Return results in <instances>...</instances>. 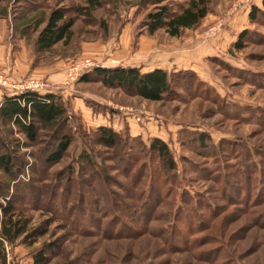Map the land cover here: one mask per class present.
<instances>
[{
	"label": "rangeland",
	"instance_id": "rangeland-1",
	"mask_svg": "<svg viewBox=\"0 0 264 264\" xmlns=\"http://www.w3.org/2000/svg\"><path fill=\"white\" fill-rule=\"evenodd\" d=\"M98 1L87 11L86 0H1L0 75L6 85L0 92L19 93L33 81L42 87L31 89L44 94L47 74L64 73L67 61L90 57L101 65L106 57L85 55L82 48L112 43L123 23L129 25L133 50L139 35L162 44L169 40L163 29L149 35L141 26L152 9L149 2ZM186 1L162 3L175 9ZM233 1L205 0L207 12L192 27L195 33L183 29L180 35L206 40L243 16V28L237 32L238 25L229 34L236 39L247 31L242 47L237 50L230 41L213 48L196 70L173 71L179 74L170 77L171 92L160 100L99 82L70 83L63 103L71 114L64 130L72 142L58 163L42 164L51 128H41L28 143L15 127L0 123V155L15 151L10 174L0 170V207L9 201L13 220L20 226L25 222L26 232L2 242L0 264H32L39 253L44 264H264V6L251 0L228 17ZM253 2L262 13L250 22ZM55 7L73 20L70 38L37 52L36 35ZM221 20L215 35L203 36ZM63 84L69 85L65 73ZM84 107L108 115L104 126L118 133L119 148L96 143L94 129L103 125L83 126ZM198 132L208 137L205 149L196 143ZM152 139L167 146L171 172L158 169L156 160L140 151ZM151 176L153 192L142 205Z\"/></svg>",
	"mask_w": 264,
	"mask_h": 264
},
{
	"label": "trees",
	"instance_id": "trees-1",
	"mask_svg": "<svg viewBox=\"0 0 264 264\" xmlns=\"http://www.w3.org/2000/svg\"><path fill=\"white\" fill-rule=\"evenodd\" d=\"M1 1V0H0ZM163 0H142V2L152 5V9L147 11L141 26L144 27L147 34H152L158 29H163L169 36H178L184 28L196 26L201 18L206 14L207 8L205 0H187L185 3L176 4L173 9L170 5L162 3ZM264 6V0H261ZM99 5L98 0H86L85 10L91 11ZM262 11L255 5H251L248 11V19L254 22L257 15ZM41 21H34V26ZM72 18L65 17L63 8H52L46 18L43 27L38 31L35 38V50L37 52H46L59 41H67L70 38V27ZM247 31L242 30L232 46L235 49L242 47V39ZM185 74L188 70H181ZM178 72V71H176ZM176 72L167 73L161 68L141 72L134 66H105L94 65L87 67L79 72L76 82H99L107 88H122L131 90L132 93L142 99L149 101H158L163 95L171 92L170 77L176 76ZM68 108L64 105L61 98L53 93L39 94L32 89H22L19 93L3 95L0 100V123L6 126H13L28 143H33L37 139L38 131L41 128H51L50 150L42 156L43 166H51L60 161L66 149L72 142L70 133L65 129L66 121L70 118ZM97 144L106 149H116L121 145L118 133H115L109 127L98 126L94 129ZM196 143L200 148H206L208 137L206 134L196 133ZM149 159L156 160L158 169L165 172H171L173 163L167 146L158 139L149 141L146 147H142ZM12 152H15L12 150ZM8 148L7 154L0 155V170L10 174L13 169V154ZM12 154V155H11ZM85 156V155H84ZM87 156V155H86ZM89 162V157L84 158ZM134 160V158L132 159ZM130 161V160H129ZM133 167V166H132ZM142 171L145 166H141ZM151 172H149L150 174ZM156 174L153 169V174ZM154 176L149 178V185L144 194V204L150 198L153 188L151 181ZM158 180V179H157ZM164 181H159L158 190L163 189ZM3 196V194H0ZM14 212L9 201H6L3 207H0V246L2 242H11L21 235H25V222L20 226L13 220ZM42 233L37 234L40 236ZM48 249H51L50 247ZM4 263V260L2 259ZM46 258L42 253L33 256L32 264H44Z\"/></svg>",
	"mask_w": 264,
	"mask_h": 264
},
{
	"label": "crops",
	"instance_id": "crops-1",
	"mask_svg": "<svg viewBox=\"0 0 264 264\" xmlns=\"http://www.w3.org/2000/svg\"><path fill=\"white\" fill-rule=\"evenodd\" d=\"M253 5L258 6L257 3L253 2ZM243 16L240 17L235 23H232L233 27L228 28L212 38L206 40L196 41L190 40V37L186 39L183 36H168L166 44L157 42L154 38L146 37L144 35H139L137 40V47L133 50L128 47L129 43V30L128 23H123L120 31L117 33L115 41L112 43L108 42H94L90 43L89 46L82 48V53L88 56L106 57L107 60L100 63L105 66H134L137 67L141 72L151 70L153 68H161L163 70L175 71L177 69H197V62L204 57L210 56L213 48L222 47L228 44V42L235 40V36L231 37L232 28H237L238 25H242ZM239 23V24H238ZM245 26V25H244ZM243 26L239 27L236 31L238 32ZM184 30H189L193 34L196 28H184ZM230 34V35H229ZM128 39V40H127ZM183 40V41H180ZM190 40V41H189ZM1 51V50H0ZM90 58V57H89ZM15 67L18 66V61H15ZM27 67L26 65H24ZM50 70V69H49ZM48 85L44 89L47 93H53L61 96V100L65 102L67 96H70V90L72 85H64V73L63 72H50L45 77ZM77 84V82H76ZM2 97V93L0 92ZM71 105L74 101L68 98ZM73 111H76L72 106L70 107ZM84 109L86 115H88L83 120V126H89L92 124L98 125H108L104 122H108V115H95L89 108ZM91 118V119H90ZM89 120V121H88ZM135 134H139L138 132ZM145 138L150 137V133L145 134ZM158 137V136H154Z\"/></svg>",
	"mask_w": 264,
	"mask_h": 264
},
{
	"label": "built area",
	"instance_id": "built-area-1",
	"mask_svg": "<svg viewBox=\"0 0 264 264\" xmlns=\"http://www.w3.org/2000/svg\"><path fill=\"white\" fill-rule=\"evenodd\" d=\"M249 1L251 0H234L228 10V17L233 16L238 10L242 9L243 6L247 5L249 3ZM251 3V2H250ZM226 22V21H225ZM224 25V21H217V23L214 26H211L210 28L204 30L203 32V36L204 37H209V36H213L217 33V31L219 30V28ZM94 65V62L91 58L89 57H83V58H79L76 60H69L66 63L65 66V82L66 83H72L73 81L76 80L78 74L80 71H82L83 69L87 68V67H91ZM0 85H6V81L2 78V75H0ZM22 85H19L15 88H19ZM24 87L22 89H41L40 87H42L41 83H37V82H33V81H29L27 82L25 85H23ZM21 89V90H22Z\"/></svg>",
	"mask_w": 264,
	"mask_h": 264
}]
</instances>
